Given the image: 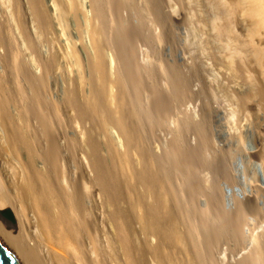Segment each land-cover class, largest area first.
Returning a JSON list of instances; mask_svg holds the SVG:
<instances>
[{"label": "bare ground", "instance_id": "6f19581e", "mask_svg": "<svg viewBox=\"0 0 264 264\" xmlns=\"http://www.w3.org/2000/svg\"><path fill=\"white\" fill-rule=\"evenodd\" d=\"M0 5V241L20 264H264V0Z\"/></svg>", "mask_w": 264, "mask_h": 264}, {"label": "rangeland", "instance_id": "374dc122", "mask_svg": "<svg viewBox=\"0 0 264 264\" xmlns=\"http://www.w3.org/2000/svg\"><path fill=\"white\" fill-rule=\"evenodd\" d=\"M79 1H81V2H83L84 0H79ZM44 2H45V4L47 5V7L49 6L48 5V0H44ZM23 3H24V0H23ZM3 6H1L0 5V56L2 57V59L3 60H7L8 58H9V56H8V49H10V41H9V37H8V34H9V29L11 28V25L13 24L11 21H10V19H9V16H6L7 15V9L5 8V7H3ZM48 8H50V7H48ZM5 9V10H4ZM4 14V15H3ZM7 19V20H6ZM9 20V21H8ZM180 21H182V20H180ZM7 22V23H6ZM10 22V23H9ZM243 24V23H242ZM3 25V26H2ZM244 25V24H243ZM4 27V28H3ZM4 29V30H3ZM72 29H73V27H72V25H71V23H70V20H68V22H67V28H66V30H67V33L69 32H71V34H72ZM184 29V28H183ZM182 29V30H183ZM184 31V30H183ZM185 32V31H184ZM7 34V35H6ZM189 34H190V36H189V38H193L192 37V31H189ZM50 35V34H49ZM181 36H182V34H181ZM5 37V38H4ZM49 38H50V36H48ZM73 37V39H74V41L76 42L75 44H76V47H77V50H78V52H79V56H80V58L83 60L84 59V53L82 52V49H81V47H80V45L78 44V39L73 35L72 36ZM240 38H242V37H240ZM3 40V41H2ZM60 40V39H59ZM8 41V42H7ZM4 44V45H3ZM2 45V46H1ZM3 48V49H2ZM2 54V55H1ZM8 58H7V57ZM243 128H247V132L245 133V135H246V139H245V143L246 144H244V148H246V149H248L249 151H251V154H257V152H256V149H254V139H256L257 138V136H258V133H257V131H256V129L252 126V125H248V123H246L245 124V127H243ZM111 134H112V136H113V138L115 139V141H116V143H117V146H118V148H120V146H119V142H118V140H117V138L115 137V135H114V133L111 131ZM245 145H246V147H245ZM238 161H237V165L238 166H241L242 164H241V162H240V160L239 159H237ZM255 169H256V171L258 172V174H259V176H260V178H261V180H263V178H262V174H261V172H260V169H259V167L256 165V167H255ZM176 255L178 256V257H180V253L179 252H176Z\"/></svg>", "mask_w": 264, "mask_h": 264}, {"label": "water", "instance_id": "95a60500", "mask_svg": "<svg viewBox=\"0 0 264 264\" xmlns=\"http://www.w3.org/2000/svg\"><path fill=\"white\" fill-rule=\"evenodd\" d=\"M0 264H20L13 253L0 241Z\"/></svg>", "mask_w": 264, "mask_h": 264}]
</instances>
